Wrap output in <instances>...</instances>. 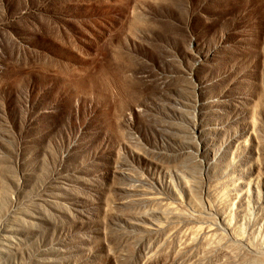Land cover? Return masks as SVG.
I'll return each instance as SVG.
<instances>
[{
	"label": "rangeland",
	"instance_id": "rangeland-1",
	"mask_svg": "<svg viewBox=\"0 0 264 264\" xmlns=\"http://www.w3.org/2000/svg\"><path fill=\"white\" fill-rule=\"evenodd\" d=\"M262 247L264 0H0V264Z\"/></svg>",
	"mask_w": 264,
	"mask_h": 264
},
{
	"label": "bare ground",
	"instance_id": "bare-ground-1",
	"mask_svg": "<svg viewBox=\"0 0 264 264\" xmlns=\"http://www.w3.org/2000/svg\"><path fill=\"white\" fill-rule=\"evenodd\" d=\"M250 252L248 251V254H251V258H250L251 259V263L250 264H264V262L260 259L261 255L264 254V248L263 247L260 248L258 251L254 250V249H251ZM252 255L254 257H252ZM247 263H249V262H247Z\"/></svg>",
	"mask_w": 264,
	"mask_h": 264
}]
</instances>
